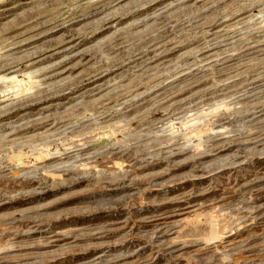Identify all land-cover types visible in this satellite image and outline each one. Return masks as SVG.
Returning <instances> with one entry per match:
<instances>
[{
    "label": "rangeland",
    "instance_id": "obj_1",
    "mask_svg": "<svg viewBox=\"0 0 264 264\" xmlns=\"http://www.w3.org/2000/svg\"><path fill=\"white\" fill-rule=\"evenodd\" d=\"M0 264H264V0H0Z\"/></svg>",
    "mask_w": 264,
    "mask_h": 264
},
{
    "label": "water",
    "instance_id": "obj_2",
    "mask_svg": "<svg viewBox=\"0 0 264 264\" xmlns=\"http://www.w3.org/2000/svg\"><path fill=\"white\" fill-rule=\"evenodd\" d=\"M106 142H107L106 139H104V140L100 141V142L98 143V145H105Z\"/></svg>",
    "mask_w": 264,
    "mask_h": 264
}]
</instances>
